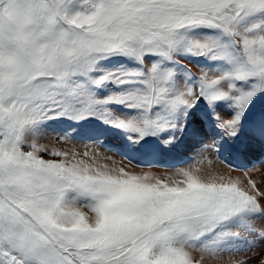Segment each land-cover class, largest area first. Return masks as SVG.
Returning <instances> with one entry per match:
<instances>
[{
    "label": "snow or ice",
    "instance_id": "1",
    "mask_svg": "<svg viewBox=\"0 0 264 264\" xmlns=\"http://www.w3.org/2000/svg\"><path fill=\"white\" fill-rule=\"evenodd\" d=\"M196 29L208 31L191 38ZM185 41L189 54L224 66L178 82L171 65ZM113 55L160 59L93 75ZM106 83L137 86L91 92ZM201 100L235 109L215 114L225 136L264 122V0H0V264H248L221 245L240 235L238 218L264 216V166L238 170L213 143L169 172L35 138L49 118L87 120L110 104L137 110L108 123L140 139L183 132L175 116L186 121Z\"/></svg>",
    "mask_w": 264,
    "mask_h": 264
},
{
    "label": "rangeland",
    "instance_id": "2",
    "mask_svg": "<svg viewBox=\"0 0 264 264\" xmlns=\"http://www.w3.org/2000/svg\"><path fill=\"white\" fill-rule=\"evenodd\" d=\"M207 31L208 30L206 29H196L194 31H191L189 35L191 38L202 37L206 35ZM189 47H190V42L185 41L178 46L177 51L175 52L176 62L171 66L177 70L176 79L178 82L184 81L185 77L189 73V70H191L193 73H197L201 69L215 70L224 66L220 61H213L208 57L189 54V52L187 51ZM159 59L160 58L156 56H149L145 60V65L142 66L134 59H130L122 55H113L106 59L100 60L97 66L99 70L93 75L98 76L105 71H125V70L146 71L148 65ZM193 82L195 83V81ZM136 86L137 85L131 83L123 84L119 86H117L114 83H106L101 88H91V92L95 96L106 97L112 94H122L125 92H130L134 90ZM208 107L209 105L203 100H201L194 107V109H192V111L189 112L186 121L182 113H178L175 116L174 118L175 123L178 126L184 124L185 125L184 130L186 131L181 132L179 127H177V129L166 133H159L157 135H147L143 139H140L139 133L124 131L119 128L113 127L111 124L108 123V120L113 119L115 116L129 117V116L137 115V110L129 109L125 105H121V104H110L106 106H99L97 116L94 118H89L87 120L77 121L74 119H66L62 116L59 118H49L37 126L35 130V138H37L41 143L49 144V146H52L53 144H55V142L59 141L61 138H67L71 143L75 145L60 143V144H55V146L57 148H62L68 151H72V150L83 151L84 150L83 146H91L98 149L100 152H103L106 155L113 157L114 159L125 161V163L130 165V167L133 166L137 168H155L158 170L169 171V172L190 165L193 162L194 158L200 154L201 151H199V147L203 145L202 143L206 144L202 146V149L205 148V146H207V143L208 145L213 143L217 145L216 156L218 157V159L227 165L234 166L238 170H247L257 166H263L264 142L262 141H264V138L259 139L258 137L259 132L258 135L256 136L246 133V127L249 124H251L249 123L251 121L245 120L241 123V131L236 136L237 138L239 137L238 139L236 137H228V136H227L228 138L227 137L219 138L216 132V130L222 131V129L218 127L219 121L216 122L217 121L216 118L213 117L211 119L212 123L209 124L207 123L208 117L210 116V114L214 116L216 113H219L224 116H229V114L233 115L235 109L230 107V102H221V104L220 103L216 104L214 108L212 107L208 108ZM227 108L230 109L228 110ZM203 109L205 110L203 111ZM232 110L234 111L232 112ZM208 111H211V113ZM199 113L201 114L199 121L201 124H195L192 120L193 115ZM204 116L205 118H203ZM209 125H211V127ZM215 127L216 130H214ZM203 128L204 129L207 128L208 129L207 132L206 129L204 130ZM261 128H263V130L262 129L261 130L262 132H264V124L263 126H261ZM200 129H201L200 133L203 132L201 135L199 134ZM190 130L194 131V133L196 131V136H195L196 141H192L191 139L192 134ZM202 130H204L205 132ZM203 135L204 138L202 137ZM169 136L176 137V139L171 144H165L164 140L167 139ZM215 138H219V139H215ZM197 139H202L203 142L200 143L197 141ZM218 140L221 141V143H219ZM228 140L230 141L232 147L230 144H228L229 143ZM257 140L259 141L257 142ZM260 142L261 144H263V146L260 144ZM242 143L243 145L241 146ZM219 144H223V146H219ZM141 145L151 150L150 151H145L143 149L141 151L134 150L136 148H140ZM234 145L236 146L238 151L236 150V148H233ZM240 146L242 147V149ZM243 146L244 148H246L245 149L246 151L249 150L247 149L248 147L246 146H249V148L252 147L251 149L252 151L254 150L253 151L254 153L252 151L249 152L247 151L245 154V150ZM25 147H27V145H25ZM238 147L241 151H239ZM221 149L222 152H220ZM234 149L237 151V153L236 151L234 153ZM242 150L244 153L242 152ZM181 151H183L184 153ZM238 152L241 154H239ZM251 153L253 156L251 155ZM238 155L240 156L238 157ZM248 157L251 159L249 160ZM239 160L241 164H243L244 166L240 164ZM245 160H247V162ZM234 161L239 164L237 163L235 164ZM233 162L235 165H233ZM217 167L223 169L224 165L218 164ZM232 174L238 175L239 173L234 172ZM252 174L253 176L254 175L258 176L259 172L254 171ZM82 200H85V198H82ZM259 219L262 220L261 221L262 224L259 221ZM262 226H264V216L258 214H250V215L246 214L243 219L238 218L234 223V228L236 231L240 233V235L226 240L221 245V251L225 255L246 257L248 264H256V262L262 256H264V239L257 238L258 230ZM204 243H208V241L206 240L204 241Z\"/></svg>",
    "mask_w": 264,
    "mask_h": 264
},
{
    "label": "bare ground",
    "instance_id": "3",
    "mask_svg": "<svg viewBox=\"0 0 264 264\" xmlns=\"http://www.w3.org/2000/svg\"><path fill=\"white\" fill-rule=\"evenodd\" d=\"M185 61V60H184ZM189 63V62H188ZM208 64H210V63H208ZM195 71V70H194ZM197 72V71H196ZM221 104V103H220ZM199 108V107H198ZM209 108V107H208ZM200 109V108H199ZM212 109V108H211ZM228 109V108H227ZM230 109V108H229ZM228 109V110H229ZM201 110V109H200ZM205 109H203V111H204ZM213 110V109H212ZM202 111V110H201ZM231 111V110H230ZM234 110H232V112H233ZM197 112H198V110H197ZM208 112H210L211 113V111H208ZM194 113H196V112H194ZM203 114V113H202ZM233 114V113H232ZM205 115V114H204ZM209 115V114H208ZM191 116V115H190ZM200 116H201V114L199 113V114H194L193 115V122L195 123V124H201L199 121H200ZM203 116V115H202ZM222 116H224V115H222ZM229 116H231L230 114H229ZM213 117H215V115L213 116V115H211L210 114V116L208 117V121H207V123H209V124H211L212 123V118ZM192 118V117H191ZM203 118H205V116L203 117ZM191 120V121H192ZM206 121V120H205ZM216 122H218V121H216ZM190 123V122H189ZM206 123V122H205ZM249 123H251V124H249L247 127H246V133L247 134H251V135H254V136H256V135H258V132H259V135H258V137H259V139H262V138H264V136H263V133L264 132H262V130H263V128H261V126H263V124H264V122H262V121H260V119L259 118H257L256 119V122L255 123H253V122H249ZM215 124H217V123H215ZM193 125V124H192ZM210 127H211V125H209ZM245 126V125H244ZM190 127H193V126H190ZM203 127V126H202ZM196 128H198V127H196ZM196 128H195V130H196ZM209 128V127H208ZM204 129V128H203ZM206 129V132H207V128H205ZM204 129V130H205ZM210 129V128H209ZM262 129V130H261ZM193 130H194V128H193ZM198 130V129H197ZM204 130H202V131H204ZM214 130H216V127H215V129ZM260 130V131H259ZM184 131H186V130H184ZM188 131V130H187ZM200 131H201V129L199 130V134L201 135L203 132H201L200 133ZM210 131V130H209ZM208 131V132H209ZM213 131V130H212ZM189 132V131H188ZM190 132H191V134H192V141H196L195 139V136H196V131H195V133H194V131H191L190 130ZM205 132V131H204ZM216 132H217V134H218V137L219 138H225V137H227V136H225V134H224V131L222 130V131H217L216 130ZM261 133H262V135H261ZM207 134V133H206ZM214 134V133H213ZM211 135V134H210ZM198 136V135H197ZM183 137V136H182ZM199 137V136H198ZM203 138H204V135L202 136ZM201 137V138H202ZM206 137V136H205ZM209 137V136H208ZM215 137V136H214ZM242 137V136H241ZM202 138V139H203ZM219 138H215V139H219ZM228 138V137H227ZM237 138V137H236ZM239 138V137H238ZM237 138V139H238ZM246 138V137H245ZM247 138H249V137H247ZM186 139V138H185ZM202 139H197V141L198 142H203L202 141ZM251 139V138H250ZM212 140V139H211ZM221 140V139H220ZM227 140V139H226ZM231 140V139H230ZM191 141V140H190ZM190 141H189V143H190ZM219 141V140H218ZM229 141V140H228ZM235 141H236V139H235ZM259 140H257V142H258ZM260 141H262V140H260ZM185 142V141H184ZM232 142V141H231ZM256 142V141H255ZM262 142H264V141H262ZM182 143H183V141H182ZM219 143H221V141H219ZM233 143V142H232ZM236 143H238V142H236ZM245 143H246V141H245ZM252 143V142H251ZM250 143V144H251ZM181 144V143H180ZM203 145L205 144V143H202ZM228 144H230V141H229V143ZM234 144V143H233ZM260 144H261V142H260ZM260 144H258V145H260ZM178 145V144H177ZM176 145V146H177ZM197 145H199V144H197ZM203 145H201V147H199V151H201L202 150V146ZM206 145V144H205ZM207 145H208V143H207ZM231 145V144H230ZM238 145V144H237ZM243 145V143L241 144V146ZM254 145V144H253ZM262 146H263V144H261ZM180 146V145H179ZM185 146V145H184ZM217 146V145H216ZM219 146H223V144H219ZM229 146V145H228ZM240 146V147H241ZM244 146H245V144H244ZM244 146H243V148H244ZM231 147H232V145H231ZM230 147V148H231ZM246 147H248L247 149H249V150H247L248 152L249 151H252V147H250L249 148V146H246ZM261 147V146H260ZM179 148V147H178ZM194 148V147H193ZM233 148H236V146L234 145V147ZM186 149H188V148H186ZM191 149V148H190ZM238 149H239V147H238ZM241 149H242V147H241ZM246 148H244V150H245ZM236 150H237V148H236ZM235 149H234V153H235V151H236ZM185 151V150H184ZM198 151V150H197ZM233 151V150H232ZM238 151V150H237ZM237 151H236V153H237ZM239 151H241L240 149H239ZM246 150H245V154H246V152H247ZM254 151V150H253ZM252 151V152H253ZM181 152H183V151H181ZM220 152H222V149H221V151ZM242 152H243V150H242ZM176 153V152H175ZM184 153V152H183ZM186 153V152H185ZM191 153V152H190ZM239 153V152H238ZM244 153V152H243ZM254 153V152H253ZM239 154H241V153H239ZM244 154V155H245ZM176 155H178V154H176ZM191 155V154H190ZM219 155H220V153H219ZM237 155V154H236ZM251 155H252V153H251ZM195 156V155H194ZM240 155H238V157H239ZM243 156V155H242ZM253 156V155H252ZM251 156V157H252ZM254 156H255V154H254ZM221 157V156H220ZM235 157V156H234ZM244 157V156H243ZM242 157V158H243ZM249 157H250V154H249ZM248 157V158H249ZM253 158V157H252ZM255 158V157H254ZM245 159V158H244ZM251 158H249V160H250ZM241 160V159H240ZM240 160H239V162H240ZM253 160V159H252ZM167 161H169V160H167ZM236 161H238V160H236ZM246 162H247V160H245ZM171 162V161H170ZM235 162V161H234ZM234 162H233V165H235L237 162H235V164H234ZM243 162V161H242ZM256 162V161H255ZM166 163H168V162H166ZM237 164H239V163H237ZM240 164H241V162H240ZM256 164V163H255ZM166 165H169V164H166ZM222 165V164H221ZM241 165H243V164H241ZM170 166H171V164H170ZM244 166V165H243ZM264 166V165H263ZM234 173V172H233ZM236 173V172H235ZM255 176V175H254ZM250 215V214H249ZM259 221L261 222L262 220L261 219H259ZM258 221V222H259ZM261 224H262V222H261ZM251 234H253V233H251ZM255 235V234H254Z\"/></svg>",
    "mask_w": 264,
    "mask_h": 264
}]
</instances>
